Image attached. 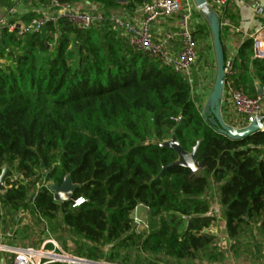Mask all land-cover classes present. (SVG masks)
Segmentation results:
<instances>
[{
	"label": "trees",
	"instance_id": "16d2710c",
	"mask_svg": "<svg viewBox=\"0 0 264 264\" xmlns=\"http://www.w3.org/2000/svg\"><path fill=\"white\" fill-rule=\"evenodd\" d=\"M87 1L130 14L151 0ZM50 2L32 0L36 10ZM0 8L11 9L10 0H0ZM35 12L10 16L7 24H27L38 18ZM102 18L86 31L64 20L21 38L1 30L0 173L7 167V176L17 178L6 179L0 192V222L12 227L22 213L37 221L46 250L57 253L45 243L50 238L64 249L66 236L75 256L110 264L120 257V264H135L130 253L155 257L136 264H158L157 257L164 264L222 262L209 231L219 217L216 207L228 239L246 229L264 239V131L239 141L218 134L189 83L132 49ZM232 70L233 88L248 97L264 86V60L252 59L251 39ZM221 113L228 125L242 127L225 119L223 107ZM172 136L187 153L197 146L201 170L174 167L155 179L177 156L152 142ZM66 178L76 188L69 201L57 203L45 184L60 186ZM212 186L214 198L207 196ZM138 206L151 221L144 233L130 218Z\"/></svg>",
	"mask_w": 264,
	"mask_h": 264
},
{
	"label": "built area",
	"instance_id": "2783aa9c",
	"mask_svg": "<svg viewBox=\"0 0 264 264\" xmlns=\"http://www.w3.org/2000/svg\"><path fill=\"white\" fill-rule=\"evenodd\" d=\"M206 2L218 15L221 29L229 27V23L220 17V13L227 5L228 0H206ZM47 10V13L41 14V17L27 24L20 20L7 24L6 19H0V32L6 27L9 33H15L18 38H21L27 33L38 32L47 23H55L58 20H64L79 31H86L103 19L102 13L99 11L94 13L79 11L74 5L61 3L58 0H51ZM256 11L260 13L261 9L257 8ZM135 12L140 15L137 23H134L127 13L113 15L108 20L113 29L119 31L126 38L132 49L170 69L189 83L191 87L193 82L192 68L197 57L190 24L192 12H198L192 0H151L142 3L135 9ZM171 19L177 23L175 29L166 32L160 39H155L151 34V27L156 22ZM250 39L252 40V59L263 61L264 32L259 31ZM172 41L178 44L176 53L170 52V43ZM233 62V57L225 59L226 77L222 103L228 102L231 105L232 120L242 126L238 129L246 127L257 119H260L263 123L264 86L260 87V94H256L254 97H248L243 91L234 89L230 79H228L233 74ZM81 202L82 200H77L72 207L78 206ZM51 244L56 250L55 243L51 242ZM7 249L16 253V258L11 264H18V262L19 264H42L41 260H48L49 263L60 262L52 251H46L44 245L38 251L26 248ZM0 250H3V248H0ZM61 254L65 255L64 253Z\"/></svg>",
	"mask_w": 264,
	"mask_h": 264
},
{
	"label": "rangeland",
	"instance_id": "374dc122",
	"mask_svg": "<svg viewBox=\"0 0 264 264\" xmlns=\"http://www.w3.org/2000/svg\"><path fill=\"white\" fill-rule=\"evenodd\" d=\"M24 3V2H23ZM36 6L29 3V6H26V11H35ZM47 6L44 8L46 9ZM98 10L104 16L111 17L113 15L121 13L122 8H106V7H97ZM87 12H95L91 9H85ZM117 11V12H116ZM193 13V12H192ZM199 13V12H198ZM22 13H20L21 16ZM200 14V13H199ZM36 17H41L40 11L36 10L35 12ZM16 18L18 16H15ZM193 17V14H192ZM203 18V17H202ZM204 27L203 32L198 38H194L195 43V51H196V62L193 66V70L198 69L204 74L209 75L211 78L210 85L207 88V96L205 97V100H200L197 97V93H195L196 90L200 89L198 88V84L194 83V81L191 84L192 89V97L198 98L197 106L199 105L202 109L204 108V105L206 103L207 97L212 89L214 78H215V62H214V55H213V49H212V43H211V35L209 33V29L203 19ZM198 35V34H197ZM35 59L39 63L41 61V54L36 53ZM3 170L6 169V167L2 168ZM9 170V169H8ZM9 172V171H8ZM7 172V173H8ZM7 173L4 177L2 186L4 187V190L6 188V179L9 177L7 176ZM17 176L13 174V177H10V182L15 180ZM49 188L55 185L45 184ZM216 189V186H212L209 189V192L207 196H210L214 198V191ZM214 213H217L219 215L218 220L211 225L209 231L216 235V241L215 246L217 250L224 253V259L222 262L218 264H261L259 263L261 259H264V239L260 235L258 231H251L250 229H246L244 234L240 235L237 239L230 240L226 236L225 233V227L223 225V218L221 213L218 211V208H214ZM219 212V213H218ZM25 215L20 213L17 216V222L14 226L10 227L7 223L0 222V246L4 248H11V249H30L34 251L40 250L42 244L41 241L44 240L38 237L39 232V226L37 225V221L35 219H27ZM133 225L136 227L137 233H144L149 230V225L151 224V221L148 218V211L143 206H138L131 214L130 216ZM27 220V221H26ZM155 222V220H154ZM38 230V231H37ZM64 236V235H63ZM63 239L66 240L67 246H74L73 242L74 240H70V238L64 236ZM52 241H55L54 238L48 239L46 242L50 243ZM58 246H61V241L57 240L55 241ZM249 242V243H248ZM62 247H60L61 249ZM1 251L6 252V254L0 253V264H11L14 259L16 258V253L12 250L3 249ZM48 252V250H46ZM57 251V250H56ZM50 252V251H49ZM60 255V252L57 251L55 256ZM12 256V258H11ZM131 261L135 264L139 261L141 262V259L146 260H155V257L152 256H146V255H136L135 253H130ZM159 259L158 264H164V261L160 257H157ZM11 259V260H10ZM63 262H70L65 261L62 259H59ZM121 257L119 258L118 262L115 264H120ZM72 263V262H71ZM98 263H104V264H110L105 262L104 260L98 261ZM73 264V263H72ZM169 264H180V263H169ZM184 264V263H182ZM187 264H199V261L196 262H189Z\"/></svg>",
	"mask_w": 264,
	"mask_h": 264
},
{
	"label": "crops",
	"instance_id": "0c3cea01",
	"mask_svg": "<svg viewBox=\"0 0 264 264\" xmlns=\"http://www.w3.org/2000/svg\"><path fill=\"white\" fill-rule=\"evenodd\" d=\"M23 0H10V4L12 6L11 9L7 10L5 8H0V19H8L10 16H19L20 13L26 12V6H29V3H23ZM77 10L79 11H85V9H91V10H98L97 7L100 8L97 4H94L92 2H89L87 0H83L81 2L73 4ZM257 8L261 9L260 13H257ZM36 11V10H35ZM40 11L41 14H45L48 12L46 9H38V12ZM117 12V11H116ZM127 13L125 10L121 9V13L124 14ZM116 14V15H119ZM128 17L134 22H139L140 15L136 13L135 11L128 14ZM220 17L226 20L229 23V27L222 28L221 29V37H222V44L224 48L225 55L227 57H233L236 58L238 51L242 44L249 40L253 35L258 33L259 31L264 32V0H228L227 5L223 8V10L220 13ZM177 23L175 20H164L156 22L151 27V34L155 39H160L166 32L172 31L175 29ZM191 33L193 35V38H198L196 33L198 32L196 28H200L201 33L203 32L204 22L202 16L198 12H193V17L191 18V24H190ZM178 51V44L175 41H172L170 43V52L176 53ZM211 78L209 75L204 74V72L195 69L193 70V81L194 83H197L198 88L200 89L196 90L195 93H197V97L202 101L205 100V97L207 96V88L210 85ZM258 87V86H257ZM223 107V114L225 115V119L232 120V109L231 105L228 102L222 103ZM264 125V118L263 123ZM146 209V208H145ZM223 225L224 220H223ZM254 231V230H253ZM56 245V250L58 252L64 253L67 256L83 259L89 262H94L87 260L84 257H77L75 256V246H67L68 243H66L65 248L63 249V245L61 242V246H58L55 241H52ZM74 243V242H73ZM249 243V242H248ZM43 245V244H42ZM74 245V244H73ZM60 247H62L60 249ZM8 248V247H7ZM101 251L105 254L108 252L107 248H102ZM3 255L6 254V252L1 251ZM58 264H72L71 262H57ZM94 263H98L94 262ZM261 264H264V259H261ZM77 264V263H73ZM98 264H104V263H98Z\"/></svg>",
	"mask_w": 264,
	"mask_h": 264
},
{
	"label": "water",
	"instance_id": "95a60500",
	"mask_svg": "<svg viewBox=\"0 0 264 264\" xmlns=\"http://www.w3.org/2000/svg\"><path fill=\"white\" fill-rule=\"evenodd\" d=\"M119 4H124L125 0H117ZM195 9L203 17L211 35V43L215 62V78L212 89L207 97L206 103L204 105L202 115L208 117L209 123L215 128L216 132L227 139L233 141L243 140L250 137L257 132H263L264 128L260 119L254 120L249 125L242 129H238L228 125L222 117L221 113V103L223 99L224 90V80L225 74V58H224V48L221 41V24L220 19L216 12L210 8L206 0H192ZM257 94H260V87H257ZM160 148H165L173 151L177 159L168 167L162 168L161 173L155 178H161L162 174L168 169L174 167H183L189 169L193 174L201 170L200 163L196 160L195 154L197 146L192 149L190 153L185 152L178 144L176 138L172 136L169 140L165 142H152ZM8 168L2 169L0 173V192L4 191L2 186L4 177L8 172ZM76 186L73 185L69 178H66L60 186H52L50 191L53 193V199L57 203L67 202L71 199V196L75 190ZM7 249L4 247H0ZM57 259H62L65 261H70L77 264H98L94 262H89L83 259H78L65 255L55 256Z\"/></svg>",
	"mask_w": 264,
	"mask_h": 264
},
{
	"label": "bare ground",
	"instance_id": "6f19581e",
	"mask_svg": "<svg viewBox=\"0 0 264 264\" xmlns=\"http://www.w3.org/2000/svg\"><path fill=\"white\" fill-rule=\"evenodd\" d=\"M18 264H19V262H18Z\"/></svg>",
	"mask_w": 264,
	"mask_h": 264
}]
</instances>
